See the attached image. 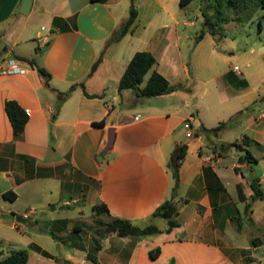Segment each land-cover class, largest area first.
I'll list each match as a JSON object with an SVG mask.
<instances>
[{
	"label": "crops",
	"instance_id": "obj_1",
	"mask_svg": "<svg viewBox=\"0 0 264 264\" xmlns=\"http://www.w3.org/2000/svg\"><path fill=\"white\" fill-rule=\"evenodd\" d=\"M132 2L33 0L30 12L23 14V0H0V70L12 59L22 70L0 73V247L8 231L21 232L17 216L58 239L70 230L82 231L77 222L98 225L103 216L166 229L168 222L160 227L161 217L153 214L166 201H174L180 227L142 239L112 233L95 249L99 263L169 264L173 259L175 264H263L264 240L252 246L251 237L254 231L264 237V220L259 222L253 209L252 223L245 215L253 195L251 183L259 179L264 192V174L261 179L247 177L246 171L253 170L247 162H236L241 169L236 171L227 162L231 149L214 150L231 144L220 137L223 131H201L237 114L236 104L245 100L249 85L237 87L228 80L230 72L245 78L234 71L238 65L233 66L218 45L203 64L188 61L186 52L197 59L203 39L187 45L182 41L177 14L167 0H155L158 9L144 20L138 12L131 31L115 39L130 16ZM142 51L156 58L143 86L157 71L177 90L139 98L131 90L119 89L128 64ZM81 83L85 89L77 87L62 99L60 93ZM8 100L18 102L29 114L18 136L6 112ZM262 116L248 125L260 144ZM188 122L193 127L191 138ZM186 140L190 141L175 189L169 160ZM7 192L16 198H5ZM67 195L71 201L63 199ZM100 204L108 207L109 214L94 213L93 207ZM65 207L71 209L68 215L56 214ZM84 207L92 212L88 220L69 215H83ZM237 217L244 219L241 230ZM247 230L251 237L243 240ZM33 244L41 251L32 249ZM29 248L42 256L38 264H83L92 253L76 249L60 259L35 242ZM157 248L160 253L152 259L150 252Z\"/></svg>",
	"mask_w": 264,
	"mask_h": 264
},
{
	"label": "rangeland",
	"instance_id": "obj_2",
	"mask_svg": "<svg viewBox=\"0 0 264 264\" xmlns=\"http://www.w3.org/2000/svg\"><path fill=\"white\" fill-rule=\"evenodd\" d=\"M133 3L139 12L140 20L152 16L158 9V4L155 0H133ZM167 4L177 14L181 39L186 45L188 41L197 43V39L204 34V38L201 40L203 45L197 59L193 60L191 53L186 52V57H188L190 63L203 64L208 58L211 48L214 45H218L217 50L221 47L223 52L228 54L227 57L230 58L233 66L238 65L240 67L241 74L248 82L249 87L245 100L236 104L239 112L233 116V120L227 129L222 130L223 132L221 131L220 137L226 143L235 141L241 143L242 141L237 140L245 136L254 138L255 135L248 129V125L258 119L262 113V118H264V10L252 6L248 10L238 9L232 12L227 6H224V14L219 17L215 15V9L212 7L210 0H192L184 8H180L179 0H167ZM213 30L216 35L211 33ZM223 56L225 55L221 57ZM200 72L203 75L208 73L205 69L200 70ZM222 121L226 122L228 118H223ZM262 139L263 142L261 143L264 146V136H262ZM251 150L254 156L259 159V163L252 164V174L250 169H248L246 175L247 177L253 175V177L261 179L264 174V148L255 147ZM244 154V152H239L232 148L227 156V162H229L230 166L238 168L236 171H239L240 167L237 163L241 162L240 159L244 157ZM63 199L71 201L70 195L65 196ZM73 207L78 209L77 205ZM252 209L255 212L256 219L262 223L264 220V200L254 204ZM70 210L67 207L59 208L56 214L65 217ZM83 211V215L77 212L69 215L79 221H81V216H83V221L88 220L92 214L91 209L84 207ZM250 216V212H247L245 219L250 221ZM103 219L104 221L97 220L98 225L95 221L90 225L84 222L81 224L77 222L76 224L80 225L83 230H70L67 237H62L59 240H55L49 233L36 230L30 221L20 224L21 232L8 231V237L4 241V245L0 247V260L11 249H26L30 256L28 264H38L37 259L42 256L29 248L32 242L39 244L53 256L60 259L65 258L68 254H74L76 249L81 253L92 252L96 255L95 249L112 234L106 229V223L109 222V218L103 216ZM166 224V219L160 218L158 220L160 227H165ZM95 228H98V233L94 232ZM251 233V230H247L243 235V240L250 238ZM262 240H264L262 234L254 231L251 237V245L254 246L261 243ZM262 261L264 264V259ZM51 264H55V262ZM83 264L95 263L85 260Z\"/></svg>",
	"mask_w": 264,
	"mask_h": 264
},
{
	"label": "trees",
	"instance_id": "obj_3",
	"mask_svg": "<svg viewBox=\"0 0 264 264\" xmlns=\"http://www.w3.org/2000/svg\"><path fill=\"white\" fill-rule=\"evenodd\" d=\"M92 2H106L107 0H91ZM212 7L215 9V15L221 17L224 14L223 7L227 6L232 12L242 9L248 10L250 7L261 8L264 10V0H210ZM192 0H180V6L182 8L188 6ZM138 18V11L136 10L134 3L132 2L130 16L126 23L119 30L118 35L115 39L119 40L124 37L127 33H129L134 26L136 20ZM213 35H216V32L213 30L211 32ZM204 38V34L197 39L196 42H199ZM31 65L37 66V63L34 59L27 60ZM156 64V58L150 53L146 51L137 52L130 63L127 66V69L122 76L119 84L120 90H131L133 91L137 97L139 98H153L161 95L169 94L178 89V86H173L170 82L159 72L153 71L151 76L149 77L147 83L143 86L145 82V78L148 73L153 69ZM39 71L45 75L49 76L45 69L38 68ZM228 80L236 85L237 87H247L248 82L246 79H240L234 75V73L230 72L227 74ZM77 87L84 88V84H76L73 85L70 91L66 93H60L62 99H67L71 92L75 90ZM87 97H95L89 95L85 92ZM6 112L11 121L13 132L15 136L20 135L29 120L28 112L22 108L18 102L14 100H8L5 104ZM55 117V116H54ZM54 119V118H53ZM233 117L230 118L226 122H220L216 127L207 129L202 127L201 131L209 132V133H219L222 130L226 129L230 123L232 122ZM100 125V124H98ZM256 145L259 148H264L262 144L254 140L249 136H245L242 139V142H233L231 144H221L219 147L214 148L215 151L219 150L220 153L224 151H228L232 148L236 149L239 152H244V157H241V162H247L249 164H257L259 159H257L251 151V146ZM188 145L186 143L177 145L174 149L173 153L170 156L169 160V169L172 172V175L176 182L175 189L178 188L180 182V167L183 163V160L187 153ZM259 179L255 178L251 183V187L253 190V195L251 196V202L246 207V212H252V206L254 202L259 200H264V192L261 190L259 186ZM4 197L10 200H14L16 195L13 192H7L4 194ZM94 213L96 215H104L109 214L108 207L104 204L96 205L93 207ZM179 207L174 201H166L162 204L157 210L154 212L155 217H161L167 220L168 227L166 229H161L154 224H150L146 227H140L135 225L132 221L123 218H109V222L106 223V229L108 232L117 233L120 237H132L134 239H142L154 235H159L162 233H170L173 229L180 227V223L178 221L179 217ZM238 228L241 230L244 219L241 217L235 218ZM252 219L250 223H252ZM50 235L55 239L59 240L54 233L50 232ZM32 249L36 251H41V248L37 245L33 244L31 246ZM160 253V249L152 250L150 252V256L152 259H156ZM44 254L49 257V254L44 252ZM88 259L95 264H100L97 257L93 253L88 254ZM29 262V252L26 249L20 250H10L7 254L0 260V264H28ZM169 264H175V260H171Z\"/></svg>",
	"mask_w": 264,
	"mask_h": 264
},
{
	"label": "built area",
	"instance_id": "obj_4",
	"mask_svg": "<svg viewBox=\"0 0 264 264\" xmlns=\"http://www.w3.org/2000/svg\"><path fill=\"white\" fill-rule=\"evenodd\" d=\"M234 71L237 72L238 74H241V70L238 66L234 67ZM22 72L21 68L18 66L17 62L15 60H10L9 65L6 69L0 70V73L3 74H12V73H19ZM186 128L188 129V137L191 138L193 137V127L191 125V122H188L186 124ZM69 202H66V205H69Z\"/></svg>",
	"mask_w": 264,
	"mask_h": 264
},
{
	"label": "water",
	"instance_id": "obj_5",
	"mask_svg": "<svg viewBox=\"0 0 264 264\" xmlns=\"http://www.w3.org/2000/svg\"><path fill=\"white\" fill-rule=\"evenodd\" d=\"M32 2H33V0H23L22 7H21V12L23 14H28L30 12V9L32 7ZM189 141L190 140H186L185 143L187 144ZM174 195H176V192ZM15 219L20 224L27 223V219L25 217L17 216Z\"/></svg>",
	"mask_w": 264,
	"mask_h": 264
}]
</instances>
